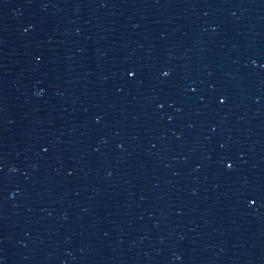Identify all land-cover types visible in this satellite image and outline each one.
<instances>
[{
    "label": "water",
    "instance_id": "95a60500",
    "mask_svg": "<svg viewBox=\"0 0 264 264\" xmlns=\"http://www.w3.org/2000/svg\"><path fill=\"white\" fill-rule=\"evenodd\" d=\"M189 264H264V0H193Z\"/></svg>",
    "mask_w": 264,
    "mask_h": 264
}]
</instances>
